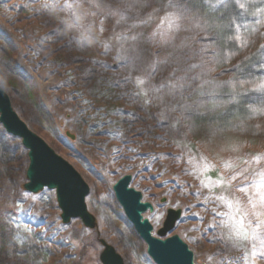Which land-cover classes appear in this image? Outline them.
Masks as SVG:
<instances>
[{
  "label": "rangeland",
  "instance_id": "rangeland-1",
  "mask_svg": "<svg viewBox=\"0 0 264 264\" xmlns=\"http://www.w3.org/2000/svg\"><path fill=\"white\" fill-rule=\"evenodd\" d=\"M247 1L240 0L242 3ZM112 2L118 3L117 6L121 9L124 8V0H0V34L9 41V44L0 42L1 87L7 91L5 92L10 97L13 109L28 128L81 175L89 187L85 204L96 222L94 229L85 228L78 219L62 224L54 191L44 189L31 194L24 190L23 194L16 196L14 202L11 198L9 200V204L13 203L16 210L13 229L16 232L17 250L21 248L22 242L18 237L27 233L23 228H39L45 224L53 232V247L62 248L64 253L59 255V250L51 248L50 253L52 250L54 252L43 263L76 264L81 260L79 264H101L99 253L102 246L99 240L102 239L115 249L124 264H154L146 254L145 244L125 217L112 191V185L119 177L130 174L132 179L129 186L141 193V201L149 202L153 206L152 212L146 211L143 216L152 225L154 235L161 227L168 208L181 210L180 218L166 236L179 235L192 250L195 264H264V247L258 241L245 242L241 253L224 255L215 254L214 248L220 250L216 244H207L215 240L211 229L219 223L220 217L217 213L227 211L217 198L231 193L244 200L243 194L235 190L238 181L232 182V187L225 189L219 183L221 178L229 180L236 170L245 167L250 170L264 168V109L255 113L261 115L253 123L251 120L245 122L237 130L228 127V130L220 133L199 132L196 135L183 130L179 136L181 138L176 142L180 141L182 145V162L188 172L186 175L173 174L168 160L164 159L171 152L169 148L152 144L149 146L148 141L144 143V147L139 142H130L121 147L117 143L105 144L104 140L92 139L79 143L78 134L73 127L75 121L64 102V96L70 89L64 86L62 79L47 77L45 70L38 67L40 59H35L38 48L43 46L44 41L40 40H43L45 32H41L34 22L45 9L46 3H55L56 8L62 10V18L69 25L79 17L81 28L76 29V34L80 39L82 35L86 36L87 41L91 42L89 44L124 57L127 50L132 49L126 36L129 29L123 19L120 18L121 21L117 16L116 13L119 12L112 11ZM67 5H71V8ZM163 10L158 15H151L154 16L153 32L157 31L160 18L165 12H169ZM149 12L152 13V9ZM131 14L139 16L134 10ZM119 15L126 16L123 12ZM252 17L247 24L239 23L235 28L237 40L246 49L254 47L256 43L260 45L264 40V17L260 18V23H257L258 17ZM20 18L27 21L20 23ZM30 22L34 25L28 26ZM6 46L17 51L6 57ZM11 61L17 67L16 74L19 79L12 71L7 73L6 67H1ZM211 72L222 73L218 69ZM220 78H228L229 86H235L234 79L226 76ZM258 79L255 77L249 82L253 85ZM137 80L145 83L137 84ZM135 83L145 99L154 97L155 90L153 82L150 81L148 66L139 67L135 73ZM66 132L73 139L68 138ZM160 136L163 138L156 134L155 142ZM165 137L167 143H170L171 136ZM82 138H85L84 134ZM9 142L20 146L22 152L26 153L19 139L12 137ZM246 161L250 163H245ZM12 179L22 186L26 181L21 171L13 174ZM9 188H13L12 182ZM2 200L0 194V207ZM17 225L20 226L19 229ZM224 233L226 239L227 230L224 229ZM33 243H37V240ZM233 244L232 241L230 245ZM33 263L35 261L30 264Z\"/></svg>",
  "mask_w": 264,
  "mask_h": 264
},
{
  "label": "trees",
  "instance_id": "trees-1",
  "mask_svg": "<svg viewBox=\"0 0 264 264\" xmlns=\"http://www.w3.org/2000/svg\"><path fill=\"white\" fill-rule=\"evenodd\" d=\"M132 3L133 0H124V8L121 9L117 6L118 3L112 2L111 7L115 13L126 14L125 16L116 13L129 29L126 32L129 45L137 50L139 59L135 66L126 63L124 57L118 53L105 51L98 44L100 48L89 44L90 41L84 42V39H80L76 34L77 30L69 27L62 18L64 16L62 10L56 6L42 10L34 22L41 32H45L43 40H40V42L44 41L43 46L38 48L35 59H40L38 67L45 70L47 77L62 79L64 86L70 89L64 96V102L71 111V118L75 121L73 127L78 134L79 143L92 139L104 140L105 144L117 143L121 147H125L130 142H139L144 147V143L148 141L149 146L152 144V146L169 148L171 152L167 153L164 159L168 160V166L173 174L186 175L188 172L185 163L182 162V145L180 141L176 142L181 138L179 136L183 130L192 135L199 132L211 134L213 129L216 133H220L228 130V127L237 130L245 122L251 120L253 123L259 118L258 115H261L255 113L264 109V92L254 90L255 85L264 83V67H262L264 40L260 45L256 43L254 47L246 49L235 36L236 25L247 24L253 19L251 13L262 5L257 3L254 7L241 10L234 0H227L226 4L210 9L202 0H193L187 6L185 15L188 19L181 22L182 28L175 40L176 47H173L160 43L159 37L149 39L154 30L152 17L161 13L163 9H165L163 11H175L166 7L168 0H147V7L143 8L138 5L128 7ZM249 3L250 0L245 2L246 5ZM151 9L152 13L149 12ZM132 10L138 12L137 18H133L136 16L131 14ZM153 14L154 16H151ZM149 17H151L150 23H140L147 21ZM23 21L27 20L20 18L18 22ZM27 25L34 24L30 22ZM210 35H214V38L209 39ZM133 37L138 39L133 40ZM0 42L9 44L7 37L2 34H0ZM16 51L7 48L6 57ZM192 64L198 67L185 73L188 65ZM141 65L148 66V73L153 71L155 66L154 74L149 76L150 81L153 82L155 95L148 99L142 96L135 83V73ZM1 67L4 69L6 67L7 73L12 71V74L14 73L19 79L13 61ZM213 69H218V72L222 73H212ZM184 75L200 77L195 81L191 79L187 81L190 87L185 89L184 97L190 99L181 100L179 94L173 98L169 94L168 87L156 91L162 84L182 83L180 77ZM222 76L234 79L235 86H229L228 83L222 85L221 99L228 100L230 92L235 94L237 99L228 104L227 110L218 118H201L199 114L189 116L176 107L177 103H191L192 100L197 99L194 90L199 88L203 79L228 81V78L221 79ZM255 77L259 78L258 82L251 85L249 81ZM65 81L69 82L65 83ZM158 96L163 97V102L157 99ZM254 109L258 111H252ZM156 134L162 135L163 138L160 136L155 142ZM166 135L171 136L170 143H167ZM10 138L12 137L0 126V194L3 198L0 207V264H30L33 261H35L33 264H46L43 262L47 261L54 250H59L57 251L59 255L64 252L61 251L62 248L53 247L54 241H51L53 232L45 224L39 228H30L31 232L23 234L24 240L21 242V248L17 250L16 232L13 229L16 210L13 203L9 204V200L11 198L14 202L19 194H23L22 184H16L12 177L13 174L21 171L24 178L28 161L26 153L22 152L20 146L11 144ZM11 182L13 188L10 190ZM211 231L215 240L207 244L210 246L216 244L220 250L214 248L215 254L241 253L243 246L230 245L232 240H228L226 236V241L224 229L219 223ZM34 240H37V243H33ZM51 248L54 250L50 253ZM14 256H16L15 260ZM40 256L43 257L40 259ZM80 261L78 260L76 264Z\"/></svg>",
  "mask_w": 264,
  "mask_h": 264
},
{
  "label": "water",
  "instance_id": "water-1",
  "mask_svg": "<svg viewBox=\"0 0 264 264\" xmlns=\"http://www.w3.org/2000/svg\"><path fill=\"white\" fill-rule=\"evenodd\" d=\"M0 126L6 134L19 139L26 151L28 162L23 189L31 194L44 189L54 191L62 224L78 219L85 228L94 229L95 218L88 212L85 204L89 193L88 185L68 161L28 128L13 109L10 97L1 86ZM65 135L73 139L68 132ZM130 181V174L122 175L112 185V191L125 217L145 244L147 256L154 264H195L192 250L179 235L166 236L180 218L181 210L168 208L161 227L154 235L152 225L143 216L146 211L152 212L153 206L141 201V193L129 186ZM99 242L102 246L99 253L101 264H124L122 257L111 245L102 239Z\"/></svg>",
  "mask_w": 264,
  "mask_h": 264
},
{
  "label": "snow or ice",
  "instance_id": "snow-or-ice-1",
  "mask_svg": "<svg viewBox=\"0 0 264 264\" xmlns=\"http://www.w3.org/2000/svg\"><path fill=\"white\" fill-rule=\"evenodd\" d=\"M193 0H168L166 7L173 8V12H165V14L160 18L159 25L157 26V31L153 32L149 39H156L159 37V42L165 46L171 45L176 47L175 40L182 28V21L188 19L185 13L188 10V4L192 3ZM206 3L210 9H215L218 5L226 4L227 0H202ZM236 6L241 10H246L249 7H254L257 3L262 5L261 7H256L255 11L251 15L258 17L257 23H260V18L264 17V0H250V3L246 5L240 2V0H234ZM138 5L139 7H147V0H133L132 4L128 7H133ZM45 8H54L55 3L44 5ZM71 8V5H67ZM151 17L147 21H141L140 23H150ZM72 29H80L81 24L79 17H76L72 23L69 25ZM211 27V26H209ZM83 37V35H82ZM214 35H210L209 39H213ZM83 39V38H82ZM133 40L138 39V37H133ZM126 63H130L135 66L136 61L139 59L137 50L132 48L128 50L123 58ZM166 63V61H163ZM203 62H201L202 64ZM198 67L196 64L188 65L185 69V73L192 71ZM264 67V65H262ZM153 71L149 73V76L154 74ZM174 74V73H173ZM203 73H201V76ZM198 76L188 77L184 75L180 77L182 83H168L166 85L162 84L157 92L161 91L163 88L168 87L170 89V95L175 98L177 94L180 95L181 100L190 99V97H184V91L186 88L190 87L187 83L189 79L195 81L199 79ZM69 81H65L67 83ZM137 84H143L145 81L137 80ZM227 81H215L203 79L201 85L198 89L194 90L197 99L192 100L191 103H177L176 107L180 108L183 112L192 116L194 114H199L201 118H218L219 115L227 110V105L232 103L237 99L235 94L230 92L229 99H221L223 95L222 85H227ZM256 91L264 92V83L255 85ZM163 102V97L158 96ZM87 103V101H85ZM258 111V110H252ZM218 127V126H217ZM213 134L215 130L213 129ZM250 163V162H245ZM238 183L235 185L236 192L242 193L244 200L236 197L231 193H227L219 196L221 205L227 209V211H222L217 213L219 220V226L227 230L228 238L232 240L235 246H243L245 242H259L262 247H264V168L249 169L247 167L236 170L234 174L230 176L229 180L221 178L219 181L221 187L228 189L232 187V182ZM19 229L20 226L17 225ZM24 232H31L30 228H23ZM23 241L24 237H18Z\"/></svg>",
  "mask_w": 264,
  "mask_h": 264
},
{
  "label": "clouds",
  "instance_id": "clouds-1",
  "mask_svg": "<svg viewBox=\"0 0 264 264\" xmlns=\"http://www.w3.org/2000/svg\"><path fill=\"white\" fill-rule=\"evenodd\" d=\"M84 39V42H87V38L86 36L82 37Z\"/></svg>",
  "mask_w": 264,
  "mask_h": 264
},
{
  "label": "flooded vegetation",
  "instance_id": "flooded-vegetation-1",
  "mask_svg": "<svg viewBox=\"0 0 264 264\" xmlns=\"http://www.w3.org/2000/svg\"><path fill=\"white\" fill-rule=\"evenodd\" d=\"M131 179H132V177H131Z\"/></svg>",
  "mask_w": 264,
  "mask_h": 264
}]
</instances>
